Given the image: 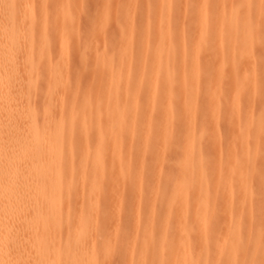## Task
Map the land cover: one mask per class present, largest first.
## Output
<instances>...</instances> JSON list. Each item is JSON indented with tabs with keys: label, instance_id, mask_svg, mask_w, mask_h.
Listing matches in <instances>:
<instances>
[{
	"label": "bare ground",
	"instance_id": "bare-ground-1",
	"mask_svg": "<svg viewBox=\"0 0 264 264\" xmlns=\"http://www.w3.org/2000/svg\"><path fill=\"white\" fill-rule=\"evenodd\" d=\"M52 1L0 0V264H96L95 249L105 257L111 251L95 238L107 220L99 215L106 204L120 208L112 219L114 233L122 235L125 215L143 242L140 249L126 242V264L162 263L151 253L157 231L169 250H180L170 253L171 264L258 262L264 202L256 200L252 184L259 179L264 188L262 0H216L209 11L181 0L174 14L177 0H119L127 22L118 33L115 64L108 50L104 58L94 49L67 56L77 32L73 11L57 0L59 22L51 24ZM111 1L104 8L115 16ZM135 15L142 27L135 26ZM201 66L212 80L199 74ZM202 88L209 92L205 103ZM241 114L243 128L234 129ZM222 115L231 119L235 141L226 146L217 138ZM180 124L184 133L175 130ZM201 135L206 138L196 142ZM180 138L182 155L175 162L172 150ZM159 143L168 152L148 157ZM148 166L155 172H143ZM122 179L125 197L112 189ZM149 182L155 193L142 208L139 191ZM191 196L194 232L185 225ZM235 199L234 210L218 220L209 217ZM176 202L172 232L178 238L172 242L170 210ZM250 244L252 253L245 251Z\"/></svg>",
	"mask_w": 264,
	"mask_h": 264
},
{
	"label": "rangeland",
	"instance_id": "rangeland-1",
	"mask_svg": "<svg viewBox=\"0 0 264 264\" xmlns=\"http://www.w3.org/2000/svg\"><path fill=\"white\" fill-rule=\"evenodd\" d=\"M64 3H66V5L68 4V6L70 7V9L73 11V15H74V23L76 26V30L77 32L75 33V35L72 36V38L70 39V42L68 44V51H67V56L72 55L73 52L78 51H88V49H94V52L96 54H98L99 57H102V52L108 50L111 54V61L115 64L117 62L116 59V52H117V48H120V46H117V43H119L117 41L118 38V33L120 28L123 29L125 28L126 25V18L124 15V7H122V3H120L119 0H112L111 2L113 3V6L116 7V10L118 11L117 15H112L110 14L112 11H107V9L104 8V1L105 0H63ZM195 1L192 4V8L193 9H204L206 7V10L209 11L212 9L213 4H216V0H207L206 3H201L200 0H192ZM57 0H54V2L52 1V13H51V17H50V23L51 24H57L59 22V18L57 15H55L56 13V4H57ZM181 0H177L173 5H172V10L171 13L174 14L178 11V9L180 8V5H182ZM54 3V4H53ZM201 3V4H200ZM204 5V6H203ZM204 8H201V7ZM153 17V14L150 16ZM138 17H136L135 15V26L138 27L141 26L142 27V23L138 21ZM257 21V23L260 22L259 19L255 20ZM180 23L176 24V28L178 29ZM188 22L186 21V25L184 24V29L187 30L188 29ZM143 28L141 29L140 33H139V38H141L143 40ZM47 33H51V29L48 28L47 29ZM111 41L113 43H111ZM120 42H124V41H120ZM206 51H208V48L206 49ZM254 53L256 54V58L261 54L260 52V47L259 46H255L254 48ZM101 55V56H100ZM214 54H212L213 56ZM211 56V58H212ZM212 61V59H210ZM179 64V61H176L175 65L177 66ZM257 67L262 68V65L260 66L258 63ZM88 67V73L92 74V70H93V66H92V62L89 61L87 63ZM202 67V66H201ZM100 74H102V72H104L103 74H106V70L105 69H100ZM208 70H206L204 67H202V69L200 70L199 74L200 75H205V76H209L208 80H212V77L210 78V73ZM99 75L96 76V80H98ZM226 79V78H225ZM223 80L222 82H224V85H227V80ZM136 83L133 82L132 84ZM230 86H228L227 91L225 92V98L226 100L230 98L229 93H230ZM103 92V91H102ZM101 92V93H102ZM100 93V94H101ZM103 94V93H102ZM101 94V95H102ZM200 103H205L206 98L209 99V92H206L204 88H202V90L200 91ZM264 96V95H263ZM263 96H261V99L263 98ZM102 97H104L102 95ZM42 97L39 98V100H41ZM238 101L240 103L241 107H244L246 104V96L245 93H243V91L239 92V98ZM227 104V103H226ZM224 109H229L228 104L227 106L224 105ZM260 112V111H259ZM261 119L262 117L264 118V114H261ZM244 119V115L241 114V118L240 120L235 124V128L234 129H242L243 128V120ZM231 119L227 118L225 115H222L221 117H219V129H220V135L217 137L218 139H220V141L223 143L224 146H226L229 143H235L234 138H233V134L231 131ZM177 132H182L184 133L185 131V126L184 124H180L176 127ZM128 130H126V135L124 134V138H123V145L125 148H128L129 144L132 143V141L128 140L130 138V135L128 134ZM197 136V135H196ZM207 136V135H206ZM183 137V135H182ZM208 137V136H207ZM198 138V137H197ZM204 138H206L204 135L200 136L198 140H196V142L203 141ZM182 138H180L178 141H176L174 143L173 146V150H172V154L175 156L174 161H178L179 159H181V155L182 152L180 150V146L182 144ZM164 143H159L157 145H155L154 147H151L150 151L148 152V157L153 158V159H157V158H162L163 157V150H164ZM155 147H158L157 150H154ZM224 151H226V149H224ZM235 151H237V148L235 149ZM168 150L165 149L164 153H167ZM261 152V151H260ZM217 153L213 152L212 150H210V155L213 157V159H215V155ZM218 156V155H217ZM262 156L261 153L258 152V154H255V162L257 164H259L261 162L260 157ZM134 172V170H133ZM143 172L147 173V174H152L155 172V170H153V166H148L145 167L143 169ZM210 173V172H209ZM212 173V172H211ZM210 173V174H211ZM263 181H264V175L261 176ZM171 185V184H170ZM255 192H256V200H262L264 202V188L262 186H260V181L259 179H255L254 183L252 184ZM111 185L109 184V187ZM169 187V186H168ZM171 187V186H170ZM114 190H119L122 191V193L120 194L121 196L126 195V192L128 190V187L126 185V183L124 182V179H122L121 182H118V184L116 185V187L112 188ZM155 193V186L152 182H149L148 184L144 185L141 190L139 191V195H140V205L143 207H147L149 205V201H151L150 199H152L153 195ZM196 199L194 196H191L189 199V209L187 212V218H186V228L192 230L194 232V222L192 221V217H193V212L190 209L191 206L196 205L195 204ZM235 204H236V199L233 203V205L231 207H225V208H218L216 210V212L212 215H210L209 212V217L213 220H218L219 218H221V216L225 213L228 212V209H235ZM158 207H160V204H158ZM166 207V206H165ZM164 207V209H165ZM161 208V207H160ZM159 208V210H161ZM177 208H178V204L176 202V204H173L171 206V222H170V231H171V235H170V240L172 242H175L176 239L178 237H176V235H174V233L172 231H174V228L176 227V222H175V218L177 215ZM120 208H117L116 206L114 207V205H110V204H106L104 206H101V208L99 209V215L104 217V219H107L106 222L100 226L99 231L97 232L96 235V241L97 242H106L108 243V245L111 246V251L108 254L107 257L104 256V253L101 252V250H99L98 248L95 249L96 252V264H105V262H107V264H126L128 262V253L125 252V250L123 249V246L126 244V242H133V245L135 247H137L138 249H140L141 245H143V242L140 238H136L133 235V232L130 227V220L126 219L127 217L125 215L121 216V220H122V235L121 236H117L112 228L113 225V221L114 217H116L119 213H120ZM163 209V208H162ZM211 211V210H210ZM144 217V216H143ZM245 216L244 219H242V222L245 220ZM245 222V221H244ZM153 232L159 230L156 227H152ZM214 230H211L208 232V243L211 244L210 242V236L214 235ZM192 236H194V234H192ZM192 241H196L195 237H192L191 239ZM152 247L154 250L151 251L152 254L154 255H158L160 258V260L162 259V263L160 262V264H171L172 262H168L166 261L167 259L174 257L171 256L170 253H172L173 255H178L179 253V249H175V250H169L166 245H164L162 243V239L160 236L159 231H157V234L154 236V240H153V244ZM162 248V249H161ZM253 246L250 244L245 251L247 250V252L252 253ZM151 253H147L146 255V260L149 262L151 260ZM242 262V261H241ZM241 262H239L238 264H241Z\"/></svg>",
	"mask_w": 264,
	"mask_h": 264
},
{
	"label": "snow or ice",
	"instance_id": "snow-or-ice-1",
	"mask_svg": "<svg viewBox=\"0 0 264 264\" xmlns=\"http://www.w3.org/2000/svg\"><path fill=\"white\" fill-rule=\"evenodd\" d=\"M262 10H264V0L261 3ZM262 239H264V234H262ZM107 264V262H105ZM245 264H264V251H262L261 259L257 261L245 262Z\"/></svg>",
	"mask_w": 264,
	"mask_h": 264
}]
</instances>
